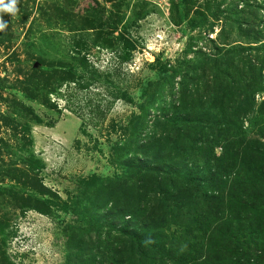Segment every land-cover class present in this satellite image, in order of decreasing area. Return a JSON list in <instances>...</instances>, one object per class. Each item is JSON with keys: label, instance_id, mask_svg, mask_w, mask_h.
<instances>
[{"label": "rangeland", "instance_id": "obj_1", "mask_svg": "<svg viewBox=\"0 0 264 264\" xmlns=\"http://www.w3.org/2000/svg\"><path fill=\"white\" fill-rule=\"evenodd\" d=\"M17 8L0 264H264V0Z\"/></svg>", "mask_w": 264, "mask_h": 264}, {"label": "clouds", "instance_id": "obj_2", "mask_svg": "<svg viewBox=\"0 0 264 264\" xmlns=\"http://www.w3.org/2000/svg\"><path fill=\"white\" fill-rule=\"evenodd\" d=\"M17 4L18 0H0V14L8 13L14 16L18 11ZM7 26V22L0 15V31L5 30Z\"/></svg>", "mask_w": 264, "mask_h": 264}, {"label": "trees", "instance_id": "obj_3", "mask_svg": "<svg viewBox=\"0 0 264 264\" xmlns=\"http://www.w3.org/2000/svg\"><path fill=\"white\" fill-rule=\"evenodd\" d=\"M68 78H70L71 77V75H70V73H68ZM71 79V78H70ZM67 82H69V83H74L75 84V86H77V84L75 83V81H72V80H69V81H67ZM68 83V84H69ZM81 87V86H80ZM58 95L59 96H62L63 97V95L62 94H60V92L58 93ZM64 97H65V95H64ZM141 166H143L142 164H140ZM134 168V170H136L135 172L136 173H141L142 171H140L139 169H140V167L139 168H136V167H133ZM216 185H219V183H216ZM214 199H217L216 197H212V201L214 200ZM239 214V213H238ZM228 218V217H227ZM226 221H227V219H226ZM233 227V224H230L229 225V228L231 229ZM237 228H232V230L231 231H233V230H236Z\"/></svg>", "mask_w": 264, "mask_h": 264}]
</instances>
